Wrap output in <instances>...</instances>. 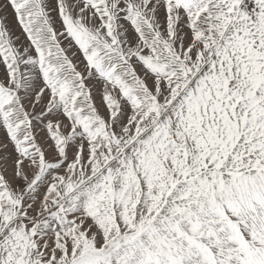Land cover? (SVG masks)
<instances>
[{
    "label": "snow or ice",
    "instance_id": "1",
    "mask_svg": "<svg viewBox=\"0 0 264 264\" xmlns=\"http://www.w3.org/2000/svg\"><path fill=\"white\" fill-rule=\"evenodd\" d=\"M0 264H264V0H0Z\"/></svg>",
    "mask_w": 264,
    "mask_h": 264
}]
</instances>
